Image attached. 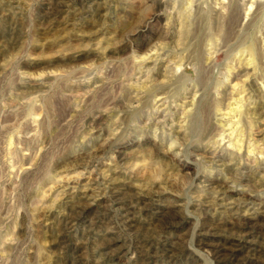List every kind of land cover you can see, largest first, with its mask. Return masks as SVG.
<instances>
[{
  "label": "rangeland",
  "instance_id": "374dc122",
  "mask_svg": "<svg viewBox=\"0 0 264 264\" xmlns=\"http://www.w3.org/2000/svg\"><path fill=\"white\" fill-rule=\"evenodd\" d=\"M0 264H264V0H0Z\"/></svg>",
  "mask_w": 264,
  "mask_h": 264
},
{
  "label": "bare ground",
  "instance_id": "6f19581e",
  "mask_svg": "<svg viewBox=\"0 0 264 264\" xmlns=\"http://www.w3.org/2000/svg\"><path fill=\"white\" fill-rule=\"evenodd\" d=\"M257 8V7H256ZM256 11H254V13H255ZM253 13V14H254ZM253 20V17H251L250 19H249V21L251 22ZM242 21V15H239L238 16V18L236 19V21H235V23H233L235 26H239L240 25V22ZM254 21V20H253ZM231 28H233V27H231ZM250 50H252L251 48H250ZM250 53H252V51L250 52ZM253 54V53H252ZM181 62V61H180ZM142 69H143V66H141V67H139L138 68V74H141L142 72ZM46 106H48V105H46ZM147 107H149V106H147ZM47 109V108H46ZM33 110H31V112H32ZM49 111V110H48ZM52 111V110H51ZM34 112V111H33ZM54 113V112H53ZM33 114H35V112L33 113ZM55 114V113H54ZM53 114V115H54ZM68 116V115H67ZM25 161H26V159H25ZM28 162V161H27ZM28 165V164H27ZM37 168V167H36ZM40 168V167H39ZM26 172V171H25Z\"/></svg>",
  "mask_w": 264,
  "mask_h": 264
}]
</instances>
